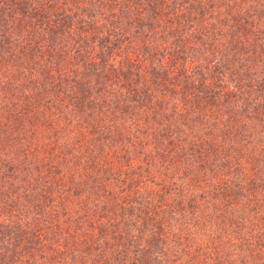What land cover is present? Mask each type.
Here are the masks:
<instances>
[{"label":"trees","instance_id":"obj_1","mask_svg":"<svg viewBox=\"0 0 264 264\" xmlns=\"http://www.w3.org/2000/svg\"><path fill=\"white\" fill-rule=\"evenodd\" d=\"M0 264H264V0H0Z\"/></svg>","mask_w":264,"mask_h":264},{"label":"rangeland","instance_id":"obj_2","mask_svg":"<svg viewBox=\"0 0 264 264\" xmlns=\"http://www.w3.org/2000/svg\"><path fill=\"white\" fill-rule=\"evenodd\" d=\"M218 185H219V189H221V184H220V182H218ZM222 198V199H221ZM221 198H219V199H215L217 202H218V204H220V205H224L225 204V202L226 201H228V199H227V197H221ZM226 200V201H225ZM205 205V206H204ZM211 207V203L209 202V203H207V204H203V206H202V208L200 209V212L202 213L203 212V214L204 213H206V212H209V211H211L209 208ZM230 213H232V211H230ZM229 237H230V235H229ZM229 237L227 236V237H225L224 238V241H222L220 244H221V250L223 249V252L225 251V254H226V252L229 250V247H230V244H231V241L229 240Z\"/></svg>","mask_w":264,"mask_h":264}]
</instances>
